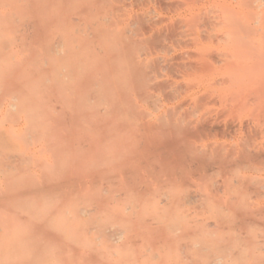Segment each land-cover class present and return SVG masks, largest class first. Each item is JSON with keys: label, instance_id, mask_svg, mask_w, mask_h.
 <instances>
[{"label": "rangeland", "instance_id": "1", "mask_svg": "<svg viewBox=\"0 0 264 264\" xmlns=\"http://www.w3.org/2000/svg\"><path fill=\"white\" fill-rule=\"evenodd\" d=\"M212 251L264 264V0H0V264Z\"/></svg>", "mask_w": 264, "mask_h": 264}, {"label": "bare ground", "instance_id": "2", "mask_svg": "<svg viewBox=\"0 0 264 264\" xmlns=\"http://www.w3.org/2000/svg\"><path fill=\"white\" fill-rule=\"evenodd\" d=\"M186 233V232H185ZM211 253V252H210ZM212 254H214V256H213V258H212V263H218V262H220V256H218V255H216L215 253H213V251H212ZM209 262V261H208Z\"/></svg>", "mask_w": 264, "mask_h": 264}]
</instances>
